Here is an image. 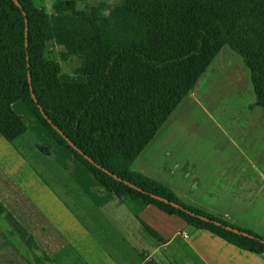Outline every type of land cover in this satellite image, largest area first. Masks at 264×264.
<instances>
[{
  "label": "trees",
  "instance_id": "1",
  "mask_svg": "<svg viewBox=\"0 0 264 264\" xmlns=\"http://www.w3.org/2000/svg\"><path fill=\"white\" fill-rule=\"evenodd\" d=\"M16 1L20 7L0 0V136L12 143L27 131L12 109L22 102L57 145L135 218L152 205L238 249L264 254L263 237L184 204L162 183L131 169L225 46L249 69L255 105L264 108V0H120L110 6L54 0L51 13L39 6L41 0ZM53 45L62 49V62L80 59L74 73L85 82L59 80Z\"/></svg>",
  "mask_w": 264,
  "mask_h": 264
},
{
  "label": "crops",
  "instance_id": "2",
  "mask_svg": "<svg viewBox=\"0 0 264 264\" xmlns=\"http://www.w3.org/2000/svg\"><path fill=\"white\" fill-rule=\"evenodd\" d=\"M53 1L41 0L39 6L51 13ZM76 1L95 4L113 0ZM198 81L131 169L162 183L184 204L264 238L263 174L257 167L262 146L257 141H246L244 149L233 144L240 161L218 176L213 168L216 164L199 158L191 145L179 140L181 122L188 121L195 109L208 116V109L193 98ZM12 109L27 131L12 143L0 136V264H146L151 258L159 264L161 256L168 264H264V254L238 249L152 205L143 208L138 219L134 217L142 232L129 237L114 222L118 210L114 221L103 217L105 208L120 200L57 145L22 102L14 103ZM249 192L258 195L255 211L248 209ZM246 208L255 214L258 228L247 224V217L241 215L248 213ZM141 222L159 237L148 236Z\"/></svg>",
  "mask_w": 264,
  "mask_h": 264
},
{
  "label": "rangeland",
  "instance_id": "3",
  "mask_svg": "<svg viewBox=\"0 0 264 264\" xmlns=\"http://www.w3.org/2000/svg\"><path fill=\"white\" fill-rule=\"evenodd\" d=\"M118 2L120 0L104 3L110 6ZM61 51L62 49L55 45L50 50V56L59 62L61 68L59 80L67 83L85 82V77L74 73L80 59L71 57L68 61L62 62ZM194 94L196 95L193 98L200 103V106L203 105L208 109L209 117L195 109L188 121L181 122L179 140L186 146L191 145L190 150L196 152L199 158H205L216 164L217 166L213 168L217 173L219 172L218 176H224V172L228 171V166H233V162L240 161L237 155L238 148L236 149L233 144L244 149L246 141L249 143L257 141L258 146H262V156L257 158V167L258 171L260 170L263 174L261 188L264 192V108L255 105L256 99L250 82V71L242 58L227 46L223 47L198 81ZM242 127L246 131V136ZM28 130L32 136L36 137V132L34 133L31 126ZM59 166L62 167L61 169L66 168L63 164ZM68 167L71 171L73 170L71 166ZM257 199L258 195L249 192L247 198L249 210L255 211ZM261 202L264 205V195ZM111 204L105 208L103 215L105 220L114 221L112 217L115 216V210H118V219L114 222L119 224L122 232L129 233V237L133 238L134 235L137 237L139 230L141 232L142 230L126 205L121 201H114ZM248 209V213L241 215L247 217L245 218L247 224L256 229L258 227L255 214L249 213ZM161 258L159 264H168L163 256ZM154 260L155 258L148 259L146 264H155Z\"/></svg>",
  "mask_w": 264,
  "mask_h": 264
},
{
  "label": "water",
  "instance_id": "4",
  "mask_svg": "<svg viewBox=\"0 0 264 264\" xmlns=\"http://www.w3.org/2000/svg\"><path fill=\"white\" fill-rule=\"evenodd\" d=\"M13 2L15 3V5L17 6V7H20V5L18 4V2L16 1V0H13ZM25 46L27 47V25H26V27H25ZM28 81H29V84H30V74H28ZM30 92H31V95H32V98H33V100H34V102L36 103V99H35V97H34V95H33V93H32V88H31V86H30ZM39 108V111L41 112V113H43L42 112V109L40 108V107H38ZM45 117V116H44ZM46 118V117H45ZM55 130L58 132V134H60L63 138H64V135L61 133V131L60 130H58L57 128H55ZM67 140V139H66ZM67 142H68V140H67ZM72 147H73V149H75L76 151H78V153L79 154H81L82 155V152L81 151H79V150H77L76 149V147L75 146H73V144H71V143H69ZM85 158H87V157H85ZM88 159V158H87ZM89 160V159H88ZM106 173H108V174H110L108 171H105ZM113 177L114 178H116L114 175H113ZM118 180H120V179H118ZM124 184H126V185H128L130 188H132V189H135V190H138V191H140L139 189H137L136 187H134L133 185H131V184H129V183H127V182H124ZM151 197L153 198V199H155V200H158V201H161V202H163V203H165V204H168V205H170V206H172V207H174V208H177V209H181V210H183L179 205H177V204H175V203H173V202H171V201H168V200H165V199H163V198H161V197H159V196H156V195H151ZM186 211V213H188V214H190V215H194L193 213H191L190 211H187V210H185ZM201 220H203V221H206V222H209V220L208 219H206V218H204V217H199ZM215 225H219V223H214ZM226 229L228 230V231H231V232H233V233H236V234H242L243 236H245V237H248L249 235L248 234H246V233H243V232H240L239 230H237V229H233V228H231V227H226Z\"/></svg>",
  "mask_w": 264,
  "mask_h": 264
},
{
  "label": "built area",
  "instance_id": "5",
  "mask_svg": "<svg viewBox=\"0 0 264 264\" xmlns=\"http://www.w3.org/2000/svg\"><path fill=\"white\" fill-rule=\"evenodd\" d=\"M183 236H184V238H186L187 236H186V234H183Z\"/></svg>",
  "mask_w": 264,
  "mask_h": 264
}]
</instances>
